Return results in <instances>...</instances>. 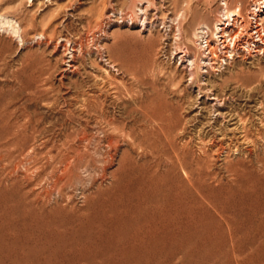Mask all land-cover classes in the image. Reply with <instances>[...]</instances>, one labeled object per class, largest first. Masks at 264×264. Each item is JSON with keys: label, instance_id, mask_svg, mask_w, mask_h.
<instances>
[{"label": "rangeland", "instance_id": "rangeland-1", "mask_svg": "<svg viewBox=\"0 0 264 264\" xmlns=\"http://www.w3.org/2000/svg\"><path fill=\"white\" fill-rule=\"evenodd\" d=\"M255 2L0 0V264H264V129L244 154L230 118L263 117L264 55L201 65ZM174 138L212 195H166Z\"/></svg>", "mask_w": 264, "mask_h": 264}, {"label": "bare ground", "instance_id": "bare-ground-1", "mask_svg": "<svg viewBox=\"0 0 264 264\" xmlns=\"http://www.w3.org/2000/svg\"><path fill=\"white\" fill-rule=\"evenodd\" d=\"M237 12L238 14L227 15L226 18L223 20V22H219V24L217 25L218 27L217 28L215 27V35H216L215 42L218 44V46H220L219 51H217L218 49H216V47L212 45V42L215 39L213 40L212 38L208 40L205 39L206 46L204 49L202 48V54H203L202 59L204 60V62L201 65L205 66L206 68L208 67L210 70L216 71L217 70L216 66L219 67L218 64H222L224 62L222 61L223 58L227 60L232 59V57L234 56L235 57L239 56L238 54L240 52L241 53L246 52L250 56L252 54L261 55V56L264 55V18H262L261 16V14H264V0H256L249 13L250 15L245 16L247 18L242 16L240 13V16H242L244 19H247V21L245 20V22L252 24L250 25V27L248 26L249 28L247 27L248 30L244 29L245 24L241 25L242 21L238 22L237 18H239V11ZM198 33L203 36L206 32H204L203 30L202 31L199 30ZM198 65L200 64H197V66ZM261 109L263 110V117L259 119L254 120L253 117L251 116L250 118L244 119V117H242L240 114L237 115L234 114L233 116L230 117L231 119L237 120L238 128L235 130L239 134L240 136L239 138L242 139L241 141L244 142V145L250 146L253 149V150L249 149L244 154L252 155V152L254 153V150L258 144V141L256 139H251L252 132H254V134H256L258 137L262 135V133H260L259 130H257V126L264 129V108ZM256 120H258L257 122L259 125L256 124L257 122L255 123ZM236 131L232 135L234 137L233 138L231 137L232 140L231 138L230 140L231 142L235 143V151L238 152L240 150L239 147L236 146V143L238 141ZM263 136L261 138L264 140ZM203 146L204 145L202 144V147L198 149L200 154L198 152V155H195L194 153L191 152L189 143L178 146L177 140L175 138L172 140V142H170L171 155L168 156V162H167L169 179H168V184L166 185L165 188V192L166 195L171 198V201L173 200L172 203L175 205L181 204L180 202L182 201V198H184L186 193L189 192H193L200 198H206L208 195L210 196L213 194L212 191L203 188V184H202L204 180L213 177V174L211 172V167L208 162V157L211 154L209 155V150L205 149V147ZM143 154H145V152ZM156 155L159 154L157 153ZM256 159L257 161L254 163L258 164L259 167L258 169L260 170V172L263 174L264 177V154L263 153L261 155L258 154ZM240 161L242 162L239 163V167L241 171L239 175L241 174L252 175L253 171L250 167L254 165L253 161L251 159L250 160L248 159L247 163L243 162V160ZM132 165H134V163H131L130 167L133 169L134 168L138 169L141 174L146 171L144 170V167L142 165H139L137 167ZM148 168L149 167H147L146 169ZM178 170H180L183 178H178L177 176ZM236 174L238 175V173ZM157 179H160L161 181H165L161 177H157ZM257 184L258 182L256 183V185ZM158 185L159 184L157 183L156 188ZM184 215L186 216V214ZM170 230L172 231L173 228H171ZM179 230L181 232V228H179Z\"/></svg>", "mask_w": 264, "mask_h": 264}, {"label": "built area", "instance_id": "built-area-1", "mask_svg": "<svg viewBox=\"0 0 264 264\" xmlns=\"http://www.w3.org/2000/svg\"><path fill=\"white\" fill-rule=\"evenodd\" d=\"M204 36V35H203ZM203 38V40L205 39L204 37H202ZM204 41H206V40H204ZM204 44H205V42H204ZM205 47V46H204Z\"/></svg>", "mask_w": 264, "mask_h": 264}]
</instances>
